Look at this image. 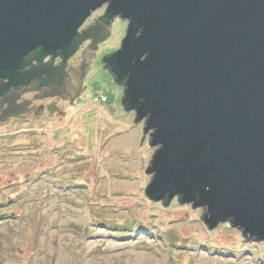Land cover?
Segmentation results:
<instances>
[{
	"label": "water",
	"instance_id": "water-1",
	"mask_svg": "<svg viewBox=\"0 0 264 264\" xmlns=\"http://www.w3.org/2000/svg\"><path fill=\"white\" fill-rule=\"evenodd\" d=\"M104 7L127 31L102 61L158 148L146 196L263 241L264 0H0V97L28 83L31 52L71 57Z\"/></svg>",
	"mask_w": 264,
	"mask_h": 264
},
{
	"label": "rangeland",
	"instance_id": "rangeland-1",
	"mask_svg": "<svg viewBox=\"0 0 264 264\" xmlns=\"http://www.w3.org/2000/svg\"><path fill=\"white\" fill-rule=\"evenodd\" d=\"M126 30V22L116 21L95 54L89 96L107 102L86 115L94 124L83 134L91 150L86 152L84 140L78 146L85 159L56 176L72 181L67 185L73 193L33 182L28 196L0 209V264H264V240L248 239L228 223L209 229L204 209L176 199L165 206L146 196L153 178L146 171L158 148L150 146V133L142 142L145 122L136 124L135 114L125 112L124 90L102 61L120 49ZM4 154L0 204H9L23 190V184H10L23 182L34 168L50 167V161Z\"/></svg>",
	"mask_w": 264,
	"mask_h": 264
},
{
	"label": "flooded vegetation",
	"instance_id": "flooded-vegetation-1",
	"mask_svg": "<svg viewBox=\"0 0 264 264\" xmlns=\"http://www.w3.org/2000/svg\"><path fill=\"white\" fill-rule=\"evenodd\" d=\"M106 13V7L95 12L78 30L83 41L68 59L49 55L38 62L39 50L31 52L26 57L31 65L21 71L30 72L28 83L12 87L0 97V146H6L0 148V160L6 157V151H11L15 157L50 161V167L34 168L23 182L14 185L12 182L11 187L23 184V190L20 196L11 193L15 197L7 201H11L9 204L1 203V210L11 207L19 197L28 196L33 182L47 184L57 193L65 190L73 193L67 185L73 182H65L56 176L67 164L74 165L85 159L78 156L81 140L86 143V152L91 150L88 138L83 134L94 124L87 113L99 104L98 97L89 96L92 64L96 51L111 38L114 23L121 20H108ZM103 67L110 74L105 65ZM8 81L0 80V85H6Z\"/></svg>",
	"mask_w": 264,
	"mask_h": 264
},
{
	"label": "built area",
	"instance_id": "built-area-1",
	"mask_svg": "<svg viewBox=\"0 0 264 264\" xmlns=\"http://www.w3.org/2000/svg\"><path fill=\"white\" fill-rule=\"evenodd\" d=\"M96 101H99V99H97ZM101 101H106V99L105 98H102Z\"/></svg>",
	"mask_w": 264,
	"mask_h": 264
},
{
	"label": "bare ground",
	"instance_id": "bare-ground-1",
	"mask_svg": "<svg viewBox=\"0 0 264 264\" xmlns=\"http://www.w3.org/2000/svg\"><path fill=\"white\" fill-rule=\"evenodd\" d=\"M112 184H115V182H112V181H111V182H110V185H112Z\"/></svg>",
	"mask_w": 264,
	"mask_h": 264
},
{
	"label": "trees",
	"instance_id": "trees-1",
	"mask_svg": "<svg viewBox=\"0 0 264 264\" xmlns=\"http://www.w3.org/2000/svg\"><path fill=\"white\" fill-rule=\"evenodd\" d=\"M176 201L178 202L179 200L178 199H176ZM229 225H231V223H228Z\"/></svg>",
	"mask_w": 264,
	"mask_h": 264
}]
</instances>
